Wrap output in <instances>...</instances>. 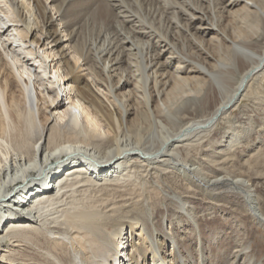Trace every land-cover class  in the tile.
Here are the masks:
<instances>
[{"label": "bare ground", "instance_id": "bare-ground-1", "mask_svg": "<svg viewBox=\"0 0 264 264\" xmlns=\"http://www.w3.org/2000/svg\"><path fill=\"white\" fill-rule=\"evenodd\" d=\"M241 12L264 21L256 0H0V264H264L191 194L150 218L142 174L236 193L264 229L256 181L181 154L264 81Z\"/></svg>", "mask_w": 264, "mask_h": 264}, {"label": "rangeland", "instance_id": "rangeland-1", "mask_svg": "<svg viewBox=\"0 0 264 264\" xmlns=\"http://www.w3.org/2000/svg\"><path fill=\"white\" fill-rule=\"evenodd\" d=\"M256 3L264 6V0H256ZM239 17L243 19L241 21L239 19V21L233 20L234 22L231 24L233 32L235 30L236 32H242L247 39L251 40L252 47H255V49L264 47V21L261 20L260 15L257 17L255 14L250 13L248 17L244 12H241ZM213 48L214 51H216V48ZM222 58L227 61L229 56L223 55ZM241 63L242 62H240V64ZM238 77L239 74L237 73L235 79L237 80ZM260 81L261 80L258 81L259 83L256 81L252 82L255 83L253 88L242 95L236 106L230 109V111L213 126L214 128L212 127L213 130L211 128L193 138L194 140L191 141V143L194 149L190 148L188 152L182 150L181 154L191 162L202 164L200 167L205 169L203 172L206 176L212 177L221 172L220 174L243 178V180L249 184L256 181L254 185L257 189H260L263 194V196L259 197L258 206L261 211H264V178H256L257 173L261 172L264 174V81ZM208 89L209 84H206L200 91L204 93ZM212 93L215 94L214 88L212 89ZM210 99L212 100V98ZM211 100L208 101V106H203L200 109V113L203 111V115L207 114V108L211 107L213 104ZM246 116H248L249 119ZM231 131L235 133L237 139L230 144L228 143L226 146H221L224 145L229 135L232 136ZM208 149L210 151H208ZM224 152L225 154H223ZM256 154L257 158L254 157ZM257 159L258 161H256ZM216 161L220 163V168L216 167ZM243 161L246 162L245 165L242 164ZM146 173L147 172H143L142 174H144L143 178L147 193V208L149 209H147V213H149V215L153 214L150 215V218H154L157 209L162 208L164 203L167 202L168 197L166 194L180 193L185 195L188 193L189 195L191 194V197L188 196V201L192 202L193 207L190 212L191 215H195L197 218H205L206 216L211 218L217 216L216 218L219 220L220 224L219 228L224 230L221 233L222 235L225 234L226 237L228 236L232 246L234 243V247L244 243L248 239V236L251 235L253 237V245H256L258 253L264 254V229L256 224L254 219L250 216V213L246 211V208H244V200L241 196L226 190H221L217 193L211 192L210 196L209 191H205L202 187H197L189 177L183 178V176H180L175 171L169 170L165 173L156 174L155 176H148ZM162 177L163 179H161ZM205 192L206 195L203 194ZM208 203L211 204L209 205ZM226 258L227 257L221 260L218 259L219 264H230V261L227 262Z\"/></svg>", "mask_w": 264, "mask_h": 264}]
</instances>
